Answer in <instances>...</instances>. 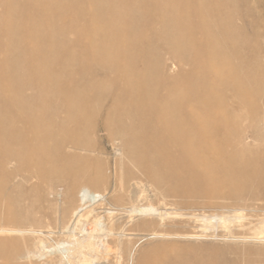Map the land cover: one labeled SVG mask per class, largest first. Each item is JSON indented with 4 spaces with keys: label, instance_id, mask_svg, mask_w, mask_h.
Here are the masks:
<instances>
[{
    "label": "rangeland",
    "instance_id": "rangeland-1",
    "mask_svg": "<svg viewBox=\"0 0 264 264\" xmlns=\"http://www.w3.org/2000/svg\"><path fill=\"white\" fill-rule=\"evenodd\" d=\"M12 4L0 0L7 26ZM66 4L63 22L78 20ZM149 11L118 68L78 64L64 76L55 129L37 138H66L68 154L54 152L66 158L48 170L76 168L78 188L66 195L53 177L15 174L0 196V264H264V0H173ZM73 235L94 245L69 262Z\"/></svg>",
    "mask_w": 264,
    "mask_h": 264
},
{
    "label": "bare ground",
    "instance_id": "bare-ground-1",
    "mask_svg": "<svg viewBox=\"0 0 264 264\" xmlns=\"http://www.w3.org/2000/svg\"><path fill=\"white\" fill-rule=\"evenodd\" d=\"M7 1L10 7L12 3L16 6V11L13 10L16 24L7 26L0 15V51L6 56L0 63V196L9 198V192L3 189L16 186L14 176L24 170L30 173L38 171V181L53 177L66 189V195L74 194L73 189L78 188L76 168L66 166L57 173L48 170L50 163L66 158L54 153L60 148L68 154L66 138H37L42 131L50 135L55 129L52 120L61 105L58 106L53 100L57 99L56 95L59 97L60 88L66 83L64 76L68 77L71 68L78 64L82 72L94 66L110 71L113 66L121 65L130 57L129 52L137 44V38L142 36L140 33L147 27L148 21L154 18L155 14L150 13L149 6L153 3L163 6L173 0H31L32 4H25L23 0ZM68 1L73 3L71 12L78 20L72 19L67 23L63 22V16L67 13L63 4ZM51 7L58 8L55 15L50 14ZM79 20H87V23H80ZM36 31H40V35L34 40ZM70 33L76 35L74 40ZM37 41L43 47L35 51L31 45ZM28 55L31 56L30 60L26 59ZM57 76L63 78L59 80ZM45 81L48 82L47 87L43 83ZM28 88L34 89L33 96L27 95ZM64 98L72 106L76 101L70 89ZM41 102H45L43 107L38 105ZM102 106L100 101L95 102L89 116L98 115ZM48 114L52 115L51 121H47ZM30 120H35V126L29 130L17 125L19 121ZM200 131L201 126L196 127V132ZM59 140H62L61 145ZM132 141L127 139L124 147H131L128 142ZM72 147L78 148L76 145ZM91 238L73 235L72 247L64 251L66 259L70 262L72 253L93 246Z\"/></svg>",
    "mask_w": 264,
    "mask_h": 264
}]
</instances>
